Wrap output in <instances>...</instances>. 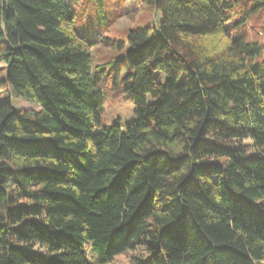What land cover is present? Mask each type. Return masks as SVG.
<instances>
[{
    "label": "trees",
    "instance_id": "trees-1",
    "mask_svg": "<svg viewBox=\"0 0 264 264\" xmlns=\"http://www.w3.org/2000/svg\"><path fill=\"white\" fill-rule=\"evenodd\" d=\"M85 1L0 0V264H263L264 0H139L121 38L76 25Z\"/></svg>",
    "mask_w": 264,
    "mask_h": 264
},
{
    "label": "rangeland",
    "instance_id": "rangeland-1",
    "mask_svg": "<svg viewBox=\"0 0 264 264\" xmlns=\"http://www.w3.org/2000/svg\"><path fill=\"white\" fill-rule=\"evenodd\" d=\"M106 4V16L96 17V13L101 10L99 1L86 0V9L83 15L79 11L76 25L82 24L84 21L85 28L81 27L87 36L95 37L99 35V31H103L106 35L113 38L124 37L131 28L136 27L139 23L147 21L152 16V9H143L139 0H104ZM99 22H98V21ZM87 25V26H86ZM121 54H117V50L103 45L92 47V63L93 65L108 63L112 59L117 61ZM107 64L106 67H109ZM112 67H109V72ZM6 77V64L0 59V97L8 94V87L3 83ZM116 77L114 74L107 76L98 86L96 92L104 98V113L102 117V126L118 124L122 127L131 123L135 118V108L131 102L124 86L116 87ZM16 105L32 106V104L16 98ZM101 126V128H102ZM130 254H121L110 264H128ZM264 264V261H262ZM132 264V262H131ZM254 264H257L254 261Z\"/></svg>",
    "mask_w": 264,
    "mask_h": 264
}]
</instances>
